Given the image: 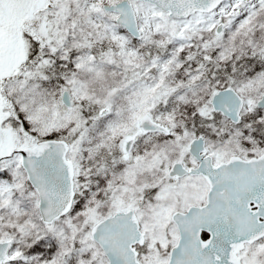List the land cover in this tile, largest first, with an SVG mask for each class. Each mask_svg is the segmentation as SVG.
Instances as JSON below:
<instances>
[{"label":"rangeland","instance_id":"rangeland-1","mask_svg":"<svg viewBox=\"0 0 264 264\" xmlns=\"http://www.w3.org/2000/svg\"><path fill=\"white\" fill-rule=\"evenodd\" d=\"M116 1L0 0V202L6 199L5 213L10 207L27 211L26 220L39 225L31 191L21 189L25 200L15 202L13 190L25 188L16 151L31 139L54 134L71 144L67 158L74 177L79 176L78 199L53 222L49 235L66 237L63 230L70 227L80 245L95 244L89 229L82 231L84 225L90 228L105 215L133 209L144 233L140 262L166 264L178 237L171 213L202 203L207 190L199 176L171 180L167 175L173 161L195 163L188 140L203 134L214 163L264 149L262 110L256 106L264 88V0H223L209 13L182 19L131 0L141 32L133 42L115 22L116 14L101 10L102 3ZM85 14L101 25L102 34L84 21ZM142 49L147 52H137ZM188 51L194 59L198 55L191 69L185 63ZM210 61L215 68L224 65L225 73L211 75ZM205 74L212 85L203 81ZM224 83L243 98L236 124L210 105L211 94ZM63 89L69 106L60 99ZM188 107L195 109L194 119ZM143 112L170 128L168 138L139 134L136 123ZM131 135L136 140L123 153ZM5 235L10 236L0 225V240ZM18 252L12 247L13 256ZM240 257L264 264V237L246 244ZM28 260L24 264L33 263Z\"/></svg>","mask_w":264,"mask_h":264},{"label":"water","instance_id":"water-1","mask_svg":"<svg viewBox=\"0 0 264 264\" xmlns=\"http://www.w3.org/2000/svg\"><path fill=\"white\" fill-rule=\"evenodd\" d=\"M140 1V0H137ZM154 4L170 17L183 18L195 12H208L222 0H141ZM105 11L117 12L116 21L134 38L141 36L135 13L129 0L104 4ZM220 25L216 31H219ZM61 99L70 104L69 94L63 91ZM213 109L221 111L232 122L240 119L242 99L230 86L218 89L211 97ZM264 108V89L257 101ZM144 133L169 130L154 121L147 113L138 118ZM133 138L125 142L128 151ZM68 144L63 139H42L19 150L21 166L38 195V212L45 224L66 214L73 198V165L66 158ZM188 151L198 160L196 166L186 168L175 161L168 175L201 174L208 183L205 203L190 205L185 211L176 210L171 220L178 230V240L169 249L167 264H241L237 255L244 243L264 236V152L243 159L232 155L225 162L212 165L205 155L202 136L188 142ZM205 233L203 239L201 233ZM107 264H141L134 244L143 243V233L134 212H115L97 221L90 229ZM10 240L0 241V264L9 257Z\"/></svg>","mask_w":264,"mask_h":264},{"label":"trees","instance_id":"trees-1","mask_svg":"<svg viewBox=\"0 0 264 264\" xmlns=\"http://www.w3.org/2000/svg\"><path fill=\"white\" fill-rule=\"evenodd\" d=\"M84 19L85 22L93 24L92 30L94 32L98 30L101 31L102 34L103 31L100 29L101 27L100 24L94 21L91 22V18L86 14ZM126 36H128L131 39V42H133V39L129 35L126 34ZM130 45L133 46V43H131ZM137 52L140 54H145L147 52V49H142L140 51L138 50ZM32 54L33 55L37 54V49L33 51ZM202 54H204V52ZM197 60H198V55L194 59L193 52L188 51L185 54V61H186L185 63L189 69L197 65ZM210 62L212 63L209 66V72L211 75H215L217 71H219V73L221 72H223V74L225 73L224 65L219 64L215 68L216 65L215 62L213 61ZM205 77H207V74H205ZM202 79L208 85H212L213 80L211 78L203 77ZM4 94H5V88L3 84L1 87V95L4 96ZM187 110L189 113L192 114L191 118L194 119L197 115L195 109H191L190 107H188ZM178 127L181 128L182 125H179ZM260 128L264 129V125H262V127ZM161 135L164 136L165 138H168L164 134ZM4 176L7 179V182L9 183L10 178L6 176L5 172H4ZM24 184H25V188L23 187L20 188V191H18L17 189L13 190V192L18 194V198L15 200V202H18V200L20 199L25 200L22 190L23 191L28 190L32 192L25 177H24ZM88 188H90V186ZM5 189H8V186H6ZM6 191H10V190H6ZM32 194L35 197L33 192ZM77 199H78V194L76 188L75 200ZM5 206H6V199L1 200L0 212L4 214L0 216V225H4V229L9 233L10 236L5 235L4 237L12 239L13 242L12 247L19 248V252L14 256L13 261L6 264H24L26 262H29L28 258L30 257L33 258L32 264H37V262H39L38 264H96L98 261H104L105 264V258L102 252L100 251V249L92 242H90L89 244L85 243L84 246L80 245L76 239V233L72 228L70 227L64 228L63 234L67 238L66 237L61 238L59 234H57V236L51 237L49 235L50 233L47 230L51 228L54 225V223L51 225L43 224L39 220V216L36 208L34 212H35V216L37 217L39 225H34L32 222L26 220L25 215L26 213H28L27 211L26 213L23 214L18 209L10 207V211L8 213H5ZM88 229L89 227L86 224L84 225L82 231L86 232L88 231ZM61 239H66V240L61 242Z\"/></svg>","mask_w":264,"mask_h":264},{"label":"flooded vegetation","instance_id":"flooded-vegetation-1","mask_svg":"<svg viewBox=\"0 0 264 264\" xmlns=\"http://www.w3.org/2000/svg\"><path fill=\"white\" fill-rule=\"evenodd\" d=\"M19 157H20V155H19Z\"/></svg>","mask_w":264,"mask_h":264},{"label":"bare ground","instance_id":"bare-ground-1","mask_svg":"<svg viewBox=\"0 0 264 264\" xmlns=\"http://www.w3.org/2000/svg\"><path fill=\"white\" fill-rule=\"evenodd\" d=\"M249 63V62H248Z\"/></svg>","mask_w":264,"mask_h":264}]
</instances>
